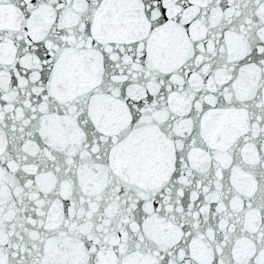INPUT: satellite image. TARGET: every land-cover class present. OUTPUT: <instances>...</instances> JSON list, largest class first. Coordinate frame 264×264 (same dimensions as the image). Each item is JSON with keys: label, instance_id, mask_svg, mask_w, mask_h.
Wrapping results in <instances>:
<instances>
[{"label": "snow or ice", "instance_id": "snow-or-ice-1", "mask_svg": "<svg viewBox=\"0 0 264 264\" xmlns=\"http://www.w3.org/2000/svg\"><path fill=\"white\" fill-rule=\"evenodd\" d=\"M0 264H264V0H0Z\"/></svg>", "mask_w": 264, "mask_h": 264}]
</instances>
